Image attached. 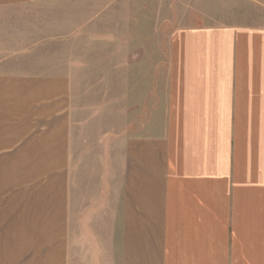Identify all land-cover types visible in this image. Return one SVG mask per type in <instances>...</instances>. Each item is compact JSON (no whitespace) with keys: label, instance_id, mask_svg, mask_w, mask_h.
<instances>
[{"label":"crops","instance_id":"crops-1","mask_svg":"<svg viewBox=\"0 0 264 264\" xmlns=\"http://www.w3.org/2000/svg\"><path fill=\"white\" fill-rule=\"evenodd\" d=\"M146 83L0 52V264H264V26L177 29Z\"/></svg>","mask_w":264,"mask_h":264},{"label":"rangeland","instance_id":"rangeland-1","mask_svg":"<svg viewBox=\"0 0 264 264\" xmlns=\"http://www.w3.org/2000/svg\"><path fill=\"white\" fill-rule=\"evenodd\" d=\"M229 25L264 26V0H49L0 11V52L97 85V95L115 96L118 112L126 88L140 99L147 77L156 112L172 33Z\"/></svg>","mask_w":264,"mask_h":264}]
</instances>
